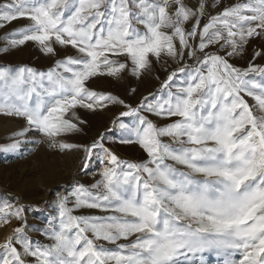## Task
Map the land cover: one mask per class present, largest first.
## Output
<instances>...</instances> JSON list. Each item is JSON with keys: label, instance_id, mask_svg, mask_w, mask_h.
I'll list each match as a JSON object with an SVG mask.
<instances>
[{"label": "snow or ice", "instance_id": "6c2138e0", "mask_svg": "<svg viewBox=\"0 0 264 264\" xmlns=\"http://www.w3.org/2000/svg\"><path fill=\"white\" fill-rule=\"evenodd\" d=\"M20 19L28 25L3 37L0 54L32 42L55 60L46 71L0 67V116L25 121L0 152L46 143L79 153L81 172L99 179L56 191L44 209L0 198V227L17 224L0 264H207L205 254L264 264V0L0 4V28ZM154 65L166 76L135 105L90 86L140 80ZM113 108L94 139L69 142L85 134L79 110ZM115 145L146 158L122 159ZM40 212L42 225L29 224L26 213Z\"/></svg>", "mask_w": 264, "mask_h": 264}, {"label": "rangeland", "instance_id": "374dc122", "mask_svg": "<svg viewBox=\"0 0 264 264\" xmlns=\"http://www.w3.org/2000/svg\"><path fill=\"white\" fill-rule=\"evenodd\" d=\"M6 0H0V4ZM29 21L20 19L0 28V48L6 46L3 39L6 35L27 26ZM257 45L249 46L248 55L234 61L237 66L246 67L251 60L252 48ZM71 55L73 51L69 49L67 53ZM55 58L46 57L34 47L32 42H28L19 49L10 51L7 54H0V67L17 68L20 66H29L40 71H46L54 63ZM256 63H264L259 59ZM155 72L151 76L142 77L137 80L134 77L126 76L123 80H114L112 78H98L95 83L90 82V86L97 91L110 92L118 95L128 103L135 105L144 95L154 92L160 86L166 73L158 66L154 65ZM159 76L160 80L155 79ZM135 88V93L130 90ZM250 103H254L249 98ZM80 115L88 123L85 126V134L69 137V142L86 143L94 139L100 132L104 131L118 109L111 111L91 114L79 110ZM151 118V117H150ZM127 119V118H126ZM155 119V118H153ZM25 126V121L15 117L0 116V145L11 143L13 133L21 130ZM39 138V137H36ZM32 149L28 154L20 156L16 153L0 152V198L8 197L10 200L17 197L25 205H37L42 209L47 208L48 202L54 199V193L78 181L86 186L91 185L98 176L84 174L81 172L79 153H60L52 151L47 144L40 146H28ZM113 150L122 158L129 161L139 162L146 158V154L135 145H115ZM99 171V168H95ZM81 214V213H77ZM86 214V213H85ZM29 224L41 226L46 213H26ZM17 224L14 221L10 225L0 227V244H3L6 237L12 234V229ZM34 239H42L38 234L33 235ZM114 247L113 245H107ZM207 264H218V259L212 254H205Z\"/></svg>", "mask_w": 264, "mask_h": 264}]
</instances>
